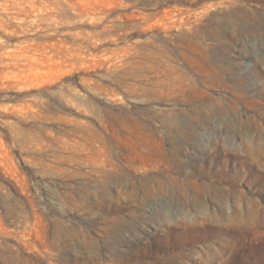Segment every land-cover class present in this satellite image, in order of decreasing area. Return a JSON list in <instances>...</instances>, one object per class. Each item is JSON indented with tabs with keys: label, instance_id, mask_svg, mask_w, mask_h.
<instances>
[{
	"label": "rangeland",
	"instance_id": "rangeland-1",
	"mask_svg": "<svg viewBox=\"0 0 264 264\" xmlns=\"http://www.w3.org/2000/svg\"><path fill=\"white\" fill-rule=\"evenodd\" d=\"M0 264H264V0H0Z\"/></svg>",
	"mask_w": 264,
	"mask_h": 264
},
{
	"label": "bare ground",
	"instance_id": "bare-ground-1",
	"mask_svg": "<svg viewBox=\"0 0 264 264\" xmlns=\"http://www.w3.org/2000/svg\"><path fill=\"white\" fill-rule=\"evenodd\" d=\"M150 193H151V192H150ZM150 193H149V194H150ZM150 195H153V193H151Z\"/></svg>",
	"mask_w": 264,
	"mask_h": 264
}]
</instances>
